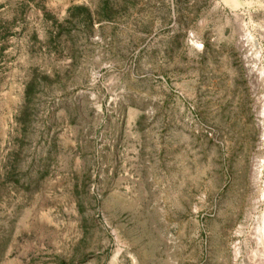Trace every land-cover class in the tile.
<instances>
[{
  "label": "rangeland",
  "instance_id": "374dc122",
  "mask_svg": "<svg viewBox=\"0 0 264 264\" xmlns=\"http://www.w3.org/2000/svg\"><path fill=\"white\" fill-rule=\"evenodd\" d=\"M262 140L264 0H0V264H243Z\"/></svg>",
  "mask_w": 264,
  "mask_h": 264
},
{
  "label": "bare ground",
  "instance_id": "6f19581e",
  "mask_svg": "<svg viewBox=\"0 0 264 264\" xmlns=\"http://www.w3.org/2000/svg\"><path fill=\"white\" fill-rule=\"evenodd\" d=\"M262 143L264 145V140ZM263 169L264 160L254 163L251 179L256 192L252 200L253 207L247 214L246 227L241 231L243 239L234 248L236 263L244 258L243 264H264V188L258 186Z\"/></svg>",
  "mask_w": 264,
  "mask_h": 264
}]
</instances>
